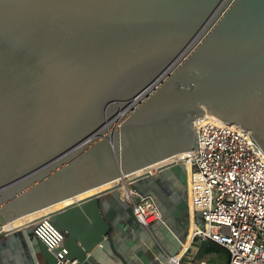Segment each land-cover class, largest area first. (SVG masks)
Masks as SVG:
<instances>
[{
    "label": "water",
    "instance_id": "95a60500",
    "mask_svg": "<svg viewBox=\"0 0 264 264\" xmlns=\"http://www.w3.org/2000/svg\"><path fill=\"white\" fill-rule=\"evenodd\" d=\"M205 113L264 149V0H0V227L198 148L195 120ZM181 165L49 212L69 257L146 264L130 249L147 229L120 188L151 195L183 224ZM33 223L0 234V264H18L4 259L10 245L25 248L23 264L55 262L43 241H26Z\"/></svg>",
    "mask_w": 264,
    "mask_h": 264
},
{
    "label": "built area",
    "instance_id": "2783aa9c",
    "mask_svg": "<svg viewBox=\"0 0 264 264\" xmlns=\"http://www.w3.org/2000/svg\"><path fill=\"white\" fill-rule=\"evenodd\" d=\"M195 126L199 147L192 149L191 168H187V195L197 227L178 261L175 257L182 250L168 254L169 264H181L195 242L216 243L227 251L229 259H194L193 264H264V149L237 123L205 113L195 120ZM131 194L128 201L144 227L149 229L152 222L163 220L151 195H140L135 189ZM198 215L204 226L196 221ZM33 227L34 235L54 254L53 264L79 263L69 257L65 233L50 215L39 217ZM3 231L0 227V234Z\"/></svg>",
    "mask_w": 264,
    "mask_h": 264
},
{
    "label": "rangeland",
    "instance_id": "374dc122",
    "mask_svg": "<svg viewBox=\"0 0 264 264\" xmlns=\"http://www.w3.org/2000/svg\"><path fill=\"white\" fill-rule=\"evenodd\" d=\"M187 159V158H186ZM186 159L184 160L186 163ZM180 167L182 169V182L186 181V165L183 167L181 165ZM175 170L174 168H170L166 171V175L170 177L172 180L175 178ZM183 187L186 188V182H183ZM184 198L187 200V188L185 189L183 193ZM161 214L163 216V220H157L150 224V227L148 229V235L146 240H140L139 242L135 243L133 245V248L130 249V251L135 252L136 254V260L142 259L146 261V264H156L157 262L154 261V253H158L160 257L162 258L163 264H169V257L168 254H175L178 250H180L182 246V242L187 239V232L189 230V220L187 217H184V222L181 226L183 229V233L174 232L173 230L169 228V226H173L175 223L174 221L169 220L168 215L166 214L165 210L157 204ZM185 206V204H184ZM189 208V206H185V211ZM189 210V209H188ZM198 224L201 226H204V220L203 218L198 215ZM168 220V223H167ZM170 221V222H169ZM188 226V227H187ZM34 233V227L29 226L24 229V235L26 236V241L30 244L32 241L37 242L38 237L34 235V240H32L31 234ZM179 235V236H178ZM178 236L179 240L175 237ZM149 246V249L145 250L146 247ZM223 252L217 253V252H205L204 250V243L199 244V242L193 243L191 249L189 250L188 254L181 260V264H193V260H209V261H227L229 259V255L226 250H222ZM145 253V254H143ZM139 257V258H138Z\"/></svg>",
    "mask_w": 264,
    "mask_h": 264
},
{
    "label": "bare ground",
    "instance_id": "6f19581e",
    "mask_svg": "<svg viewBox=\"0 0 264 264\" xmlns=\"http://www.w3.org/2000/svg\"><path fill=\"white\" fill-rule=\"evenodd\" d=\"M209 113V112H207ZM210 114H206V116H209ZM216 120V119H214ZM190 158L192 157V150H185V151H182V152H178V153H175V154H172L170 156H167V157H164L156 162H153L151 164H148V165H145L139 169H136L128 174H126L124 177H117V178H114V179H111V180H108L106 182H103L97 186H94L92 188H88L86 190H83L65 200H62L61 202H58L56 204H53V205H50L48 207H45L43 209H40V210H36V211H31V212H28L26 214H23L9 222H7L6 224H4L2 226V229L3 230H8L10 228H13L14 226H18L20 224H24L26 222H35L38 220L39 217H42L46 214H48L49 212H51L52 210L60 207V206H63L65 204H68L69 202H72V201H75V200H79L80 198H83L85 196H88L94 192H97V191H100V190H103L105 188H109V187H112L113 185L115 184H118V183H124L122 181L124 180H128V179H131V178H134L140 174H143L145 172H148V171H154L156 170L159 166H162L164 164H167L171 161H184L186 158ZM185 162V161H184ZM186 164V163H185ZM190 168H191V162H190ZM121 191H122V194L123 196L128 200V198H131V193H132V189H130L129 187H126L125 184H122V187L120 188ZM196 224L194 222V220L191 221V225H190V228H189V233H188V237H187V240L185 241V243H182L184 246L181 253L177 254L176 257H175V260H179L181 255L185 252V250L188 248V246L190 245L191 243V240H192V237L195 233V229H196Z\"/></svg>",
    "mask_w": 264,
    "mask_h": 264
},
{
    "label": "crops",
    "instance_id": "0c3cea01",
    "mask_svg": "<svg viewBox=\"0 0 264 264\" xmlns=\"http://www.w3.org/2000/svg\"><path fill=\"white\" fill-rule=\"evenodd\" d=\"M186 165H187V168L190 170V158L188 157L187 159H186ZM161 175V173H158L156 170H154L153 171V176L154 177H159ZM116 185V184H115ZM114 186V185H113ZM188 203H189V200H188ZM172 208L174 209V210H176V208L174 207V206H172ZM189 209V208H188ZM184 216H186L187 217V219L189 220V226L191 225V221L192 220H194V218H193V216L190 214V210H188V212L186 213H184ZM196 221L198 222V219H197V217H196ZM175 223L173 224V225H175V227H180V229L181 230H183L182 228H181V226H182V223L181 222H179V221H174ZM147 229V231H148V228H146ZM171 230V229H170ZM175 232H177L176 230H174ZM31 238H34V233L33 234H31ZM178 240H179V237L178 236H175ZM6 238V236H3L2 238H0V242L3 240V239H5ZM19 240H21V238H18ZM187 240V239H186ZM182 243H185V241L184 242H182ZM22 246V245H21ZM21 248V250H23V254H21L19 251H18V249L15 247V246H13V245H10V246H4L3 247V255H4V259H5V261H6V263H10V261H11V259H13L16 263H18V264H23L22 263V260L24 259V258H26V255H24V249L25 248H23V246L22 247H20ZM181 248H183L182 246H181ZM180 248V250H178L177 252H180L182 249ZM149 249V247H146L145 248V250H146V252H147V250ZM176 252V253H177ZM175 253V254H176ZM143 254H145V253H143ZM136 255V254H135ZM139 258V257H138ZM39 261H40V263L41 264H46V262L44 261V259H39ZM123 259L120 257V256H118V255H116V254H114V253H112V254H108V253H106V252H102V254H100L99 256H97L96 258H93V257H89L88 259H87V261H85L84 263H81V262H79L78 264H122L123 262ZM141 261H143L142 259H140L139 258V261H138V263H140ZM154 261H156L157 263L156 264H163V262H162V258L160 257V255L158 254V253H154Z\"/></svg>",
    "mask_w": 264,
    "mask_h": 264
},
{
    "label": "trees",
    "instance_id": "16d2710c",
    "mask_svg": "<svg viewBox=\"0 0 264 264\" xmlns=\"http://www.w3.org/2000/svg\"><path fill=\"white\" fill-rule=\"evenodd\" d=\"M204 250L205 252H223L222 250H225L223 247H221L220 245L216 244V243H210V244H204Z\"/></svg>",
    "mask_w": 264,
    "mask_h": 264
}]
</instances>
